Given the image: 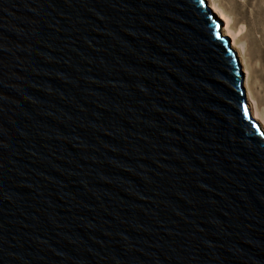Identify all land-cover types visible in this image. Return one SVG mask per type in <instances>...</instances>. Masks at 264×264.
<instances>
[{
    "label": "water",
    "instance_id": "1",
    "mask_svg": "<svg viewBox=\"0 0 264 264\" xmlns=\"http://www.w3.org/2000/svg\"><path fill=\"white\" fill-rule=\"evenodd\" d=\"M206 0H0V264H264V133Z\"/></svg>",
    "mask_w": 264,
    "mask_h": 264
},
{
    "label": "bare ground",
    "instance_id": "2",
    "mask_svg": "<svg viewBox=\"0 0 264 264\" xmlns=\"http://www.w3.org/2000/svg\"><path fill=\"white\" fill-rule=\"evenodd\" d=\"M206 3L208 10L212 11L220 19L221 21L220 32L223 36L229 38V45L236 53L237 59L241 66V71L243 73L242 86L244 89V98L246 101V106L250 112L251 118L258 122L260 129L264 133V116H262L259 113L257 104L255 103L253 97L251 96V91L248 83L250 70H249L247 58L245 56L244 44L241 42V37L247 35V29H248L245 24L246 9L244 8L243 5H239L236 2L235 8L239 12V20H237L236 25L233 29V27L231 26V20H232L231 13L223 10L215 0H206ZM251 29H253V27ZM246 37H248V35ZM254 41L258 46L256 57L259 61L262 62V65H260V67L257 70V81H258L259 91L262 92V97L264 98V33H262L258 37V39Z\"/></svg>",
    "mask_w": 264,
    "mask_h": 264
},
{
    "label": "rangeland",
    "instance_id": "3",
    "mask_svg": "<svg viewBox=\"0 0 264 264\" xmlns=\"http://www.w3.org/2000/svg\"><path fill=\"white\" fill-rule=\"evenodd\" d=\"M219 6L231 13V26L235 27L237 20H239V12L235 8V4L243 5L246 9V27L248 37H241V42L244 44L245 56L249 65V87L251 96L257 104L259 113L264 116V98L262 92L259 91L257 81V70L262 65V62L257 59L258 46L255 41L264 33V0H215ZM208 8V7H207ZM210 11V10H209ZM214 14L212 11H210ZM215 15V14H214ZM220 21V19L215 15ZM254 19V20H252ZM252 21V22H251ZM221 23V21H220ZM253 27V29H251ZM250 28V29H249ZM249 32V33H248ZM228 38V37H227ZM229 39V38H228ZM258 60V61H257Z\"/></svg>",
    "mask_w": 264,
    "mask_h": 264
}]
</instances>
